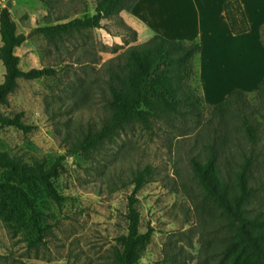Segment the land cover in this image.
Wrapping results in <instances>:
<instances>
[{
	"label": "trees",
	"instance_id": "1",
	"mask_svg": "<svg viewBox=\"0 0 264 264\" xmlns=\"http://www.w3.org/2000/svg\"><path fill=\"white\" fill-rule=\"evenodd\" d=\"M138 0H94V12L80 18L68 19L55 16L53 23L37 29L53 45H63L83 31L102 28L105 20L114 21L134 41L136 32L127 26L120 13L129 14ZM56 0H47L52 9ZM223 14L232 35L249 31V23L239 0H228ZM17 34L16 26L6 8L0 10V63L4 68L0 83V106L17 88L18 80L35 81L56 75L52 67L29 69L19 66L14 50L25 41ZM259 42L264 47V24ZM201 45L198 41L168 40L152 34L146 41L127 47L124 52L101 65L88 83L78 82L69 87V112L56 124L61 128L60 144L70 155L80 154L95 164L108 146L116 144L122 135L137 129L156 135V131H177L173 137H188L199 131L197 151L189 158V165L204 198L223 218L227 226V239L222 247L208 244L200 249L213 264H264V212L252 206L253 190L249 176L254 165L264 169V150L261 135L264 132V77L258 85L252 103L247 93L232 90L224 99L206 108L202 97L190 84L199 79L198 68ZM200 80V79H199ZM201 83V81H200ZM97 95L99 107L93 123L72 124L70 119L89 105L90 93ZM58 113L52 112L51 117ZM23 114L0 117V129L12 127L27 133L31 126L22 123ZM196 144V145H197ZM60 156L51 165L31 158L25 161L16 156L0 153V211L9 214L17 207L29 216L31 226L40 233L39 241L46 234L41 227V213L35 198L39 194L56 203L63 197L56 190L53 180L63 171ZM115 175L117 170L115 168ZM153 168L144 165L129 172L127 183L120 176L110 182L119 187L133 186L139 191L152 179ZM111 185V184H109ZM112 189H117L113 186ZM134 196L127 198L126 233L116 238L104 264H140L142 253L150 243L152 230L139 231V212ZM8 213V212H7ZM184 245L169 242L164 245L162 264H178L189 256L191 242Z\"/></svg>",
	"mask_w": 264,
	"mask_h": 264
},
{
	"label": "rangeland",
	"instance_id": "2",
	"mask_svg": "<svg viewBox=\"0 0 264 264\" xmlns=\"http://www.w3.org/2000/svg\"><path fill=\"white\" fill-rule=\"evenodd\" d=\"M46 1L0 0V10H8L17 34L26 38L14 50L20 68L27 71L52 67L56 71L52 77L18 80L6 105L0 106V117L22 113V123L32 128L27 133L12 127L1 128L0 153L25 161L42 159L47 166L64 156L63 171L53 180L63 200L56 203L45 194L36 196L41 227L46 228L40 241V233L31 226L29 216L19 207L9 214L8 201L5 202L6 210L0 211V264H104L116 245V238L126 233L129 196L137 200L139 231L152 230L140 264H162L164 245L169 242L184 245L186 237L191 242L189 256L178 264H213L212 260L207 262L203 255L199 256L200 249L208 244L222 247L228 233L219 212L204 198L189 165L190 156L197 151L199 131L175 138V130L170 133L167 129L158 130L152 135L137 129L116 139L115 145L103 151L102 161L97 164L80 154L68 155L60 144L61 132L56 131L61 128L56 122L65 117L61 114L70 110L69 87L78 82L88 83L102 64L127 47L146 41L152 34L133 29L128 24V14L122 12L123 22L136 32L134 41L114 21L105 20L102 28L83 31L73 39H66L63 45L53 46L37 29L53 23L55 16L73 19L91 15L95 3L94 0H56L48 10ZM198 65L196 59V68ZM3 74L0 63V83ZM199 79L190 86L208 108L212 104L203 97ZM255 91L246 92L252 103H255ZM93 93L88 107L72 115V124L95 121L99 103ZM52 112L58 114L51 117ZM261 138L264 150V132ZM146 164L153 168L152 179L139 191H134L131 185L120 188L118 183L110 182L112 178L117 182L116 177L120 176L127 183L129 172ZM113 186L117 189H112ZM249 186L253 190L252 206L264 212V169L258 165L252 167Z\"/></svg>",
	"mask_w": 264,
	"mask_h": 264
},
{
	"label": "crops",
	"instance_id": "3",
	"mask_svg": "<svg viewBox=\"0 0 264 264\" xmlns=\"http://www.w3.org/2000/svg\"><path fill=\"white\" fill-rule=\"evenodd\" d=\"M227 1L138 0L128 14V24L146 35L200 43L201 93L212 105L232 90L257 89L264 77V47L259 42L264 0H239L250 29L237 36L230 33L223 14Z\"/></svg>",
	"mask_w": 264,
	"mask_h": 264
},
{
	"label": "water",
	"instance_id": "4",
	"mask_svg": "<svg viewBox=\"0 0 264 264\" xmlns=\"http://www.w3.org/2000/svg\"><path fill=\"white\" fill-rule=\"evenodd\" d=\"M9 7H10V4L7 5V8H9Z\"/></svg>",
	"mask_w": 264,
	"mask_h": 264
}]
</instances>
